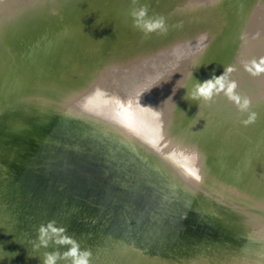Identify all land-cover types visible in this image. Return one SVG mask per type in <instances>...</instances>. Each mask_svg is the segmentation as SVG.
Instances as JSON below:
<instances>
[{"label": "bare ground", "instance_id": "bare-ground-1", "mask_svg": "<svg viewBox=\"0 0 264 264\" xmlns=\"http://www.w3.org/2000/svg\"><path fill=\"white\" fill-rule=\"evenodd\" d=\"M140 2L149 5V15L165 18L166 33L145 35L136 29L129 15L130 0H0V89H4L5 78L10 79L14 69L28 70L29 65L34 64L31 56L26 62L15 65L7 52L13 48L18 55L20 50L22 56L26 53L41 55L42 52L38 51L46 44L45 34H50L51 38L64 36L61 49L69 66L73 62L75 68L71 73L68 72L70 67L63 70L66 81L47 83V87L65 93L58 97L65 109L53 111L59 114L76 110L98 118L104 128L115 133L113 141L119 139L133 146L134 151L140 154L139 158L145 160V152L155 154L156 160L146 161L151 172L142 171L139 164L128 166L131 167L128 170L134 169L137 175L146 174L131 177L129 181L143 179L157 186L147 188L148 192L171 186L173 188L164 190L162 196H178L176 199L167 197L163 205L156 204L154 200L143 202L138 195L130 194L140 212H151L150 206L154 205L165 213L173 214L170 219L161 216L167 226L163 223L160 229L166 232L157 233L152 246L144 241L141 245L134 234L129 238L120 233L117 226L105 227L106 221L100 223L107 218L109 211L95 216L93 210H79L76 207L81 203L76 204L58 190V176H55L62 172L66 184L80 185L84 194H95L102 204L109 206L112 196L98 187L92 188L103 166L90 168L92 165L88 167L86 164L92 160L58 156L47 166L35 167L43 164L44 160L0 155V184H7L8 191L0 197V207L10 205L6 209L12 222L10 227H13L16 237H22L20 248H24L23 258L40 264V260L34 257L33 235L40 224L57 218L56 221L66 226L74 237L77 234L87 236L94 229H100L106 244L113 242L104 247L103 256L111 246L131 250L134 257L127 261L123 259L122 264H233L224 254L228 249H236L231 239L250 242L254 249L252 252L258 255L252 263L262 264L264 71H258V67L263 69L258 54L264 51V0ZM247 25L249 37L233 35L229 40L225 39L232 30L238 32ZM62 31H65L64 35H60ZM199 42L203 44L199 45ZM249 50V57L235 59L237 53ZM233 61L239 63L232 65L236 71L231 73V78L238 82L237 91L251 98V110L258 114L255 123L247 126L242 123L247 119L246 113L240 114L223 93L214 97L212 102L192 96L197 82L203 83L213 76L222 75L224 66ZM53 66V62L42 67L33 65L32 81L41 83L38 80L40 70L49 74V70L53 72ZM55 69L59 70L60 66ZM247 69L257 72V75H252ZM48 76L51 77L50 74ZM116 86L131 97L123 101L118 99ZM8 95L10 98L1 111L13 101V96ZM103 122H108V125ZM139 140L146 141L148 149L140 148ZM6 141L9 140H0V146ZM75 147L78 151L83 150L77 145ZM69 162L71 166L67 165ZM121 169L127 170L126 167ZM157 171L164 174L162 179L157 177ZM86 172L93 174V177L89 176L92 182L86 177L82 179ZM112 178L117 182L124 180L121 176ZM100 180L101 183L109 181L107 178ZM130 182L125 183L126 186ZM204 202L210 203L212 208ZM183 207L188 212L180 213ZM215 207L221 212H217ZM223 210L239 213L242 221L252 222L257 229L235 226L231 219L224 218ZM89 212L90 222H77V214ZM158 220L154 218L153 223ZM142 221L137 217L134 226L138 232L141 226L147 234L149 224ZM170 223H174L172 232L167 228L171 227ZM182 230L198 236L194 238L199 241L191 242L190 246L188 241L173 239L174 234ZM210 232L220 235L212 238L215 244L206 249L208 244L200 239ZM199 243L203 245L197 246ZM85 244L87 242L83 241ZM134 244L142 251H137ZM181 254L185 261L178 263ZM230 256L235 257L233 252ZM136 258L141 262L138 263Z\"/></svg>", "mask_w": 264, "mask_h": 264}, {"label": "water", "instance_id": "water-1", "mask_svg": "<svg viewBox=\"0 0 264 264\" xmlns=\"http://www.w3.org/2000/svg\"><path fill=\"white\" fill-rule=\"evenodd\" d=\"M64 34L65 31H62L60 35ZM233 35H237L240 37H249L250 34L248 31V25L246 28L238 32H234L232 30L231 33H228L226 35L225 39L229 40ZM45 36L46 37H44L43 39H46V44L45 46L42 45L40 51H38L42 52L41 55H36L35 53H32L33 55H31L30 53H26L25 56H22V51L20 50L19 56L15 53V51H13V48L11 49V52H7L11 59H13L12 63L15 65L19 64V62H26V60L30 59V57L32 56L34 58L33 65H39L42 67L46 64H52L53 62L54 66L53 72L49 70V74L51 77L48 76V73L46 74L44 71L40 70L38 80L41 81V83L43 84H36L34 81H32L34 80L32 69L33 65H29L30 67H28V70H24L22 68L20 69L19 67V71L14 69V73L11 72V77H9L10 79H8L7 81L12 82L10 84L11 86L8 90V93L13 96V101L11 100L12 102L0 112V140H5L6 138L9 141H6L0 146V155L11 154L16 155L18 157H27L28 159L33 160H40V158L44 160V162H42L43 164H39L35 167H39L41 165L44 167L46 163L50 162V160H53L58 156L64 158L70 156H78L88 160H92L93 162H91L90 164H86L88 167L89 165H92L90 168L98 167L99 165L103 166L102 172L100 173L97 182H93L92 188L98 187L99 189H102V191H104L106 194L112 196L111 203L109 204V206L102 204V202L99 200L100 198L96 197L95 194H84L79 188L80 185H72V182H67L66 184L65 179H63L62 172H57L55 176H58V190L60 192L63 191V195H67L68 197L72 198L73 202L75 201L77 203H81V205L79 206L80 209L86 211L93 210L92 212L95 216H102L105 211H109L110 213L107 214L108 216L106 218L105 227L117 226L118 228H120V233H125L126 237L130 238L132 237V234H134L133 236L135 237V240L138 243L142 245L143 241L149 242V246H152L151 242L155 240V236L157 235L156 228H152L154 227L152 224L153 219H160L158 221V225H160L164 223V220L162 219L164 217H161L162 215L166 217L164 219H168L173 214L165 213V211L157 209L154 205L150 206L151 212H148V210L145 213L140 212L138 211V207L134 203L136 201L132 198L130 199V194H127V192H137L139 196L138 198L141 199L143 202L154 200L156 204L163 205L166 203L165 201L167 197L172 196L174 197V199H176L178 198V196L172 194L162 196V194H164V191L158 190V192L161 193L160 196L157 192L146 191L147 188H139L140 184H132L130 182L126 186L120 184L122 182L120 180L118 182L112 180L113 176H121L124 178L123 181H128L131 177L142 176V174L146 175L145 173H139L140 175H137L136 173H134V169L128 170L129 168H131L128 166H134V164L138 165L139 159H141V163L145 162L144 164L147 163L146 161L152 162V160H156L157 156H154L155 154L150 155L148 154V152H145L147 154V158L144 160V158H139L140 154L136 153L134 151V148H130V152H127L125 149L121 148L113 142V137L115 136V133L111 132L107 128H104L101 124L102 121L98 118H95L93 116L89 117L88 115L82 114L81 112L76 110L69 111L71 113L76 114H70L68 111L56 114L53 111L57 108L65 109L63 105L60 104L58 99L61 94L65 93H62V91H56L52 87H47V83H57L58 81L62 83L63 80H65V78H63L64 75L62 73L63 70L67 69V67H70L68 72L71 73V69L75 68V63L71 62L69 66L68 59L65 56L63 50L61 49L60 45L63 42L64 36H54L51 38L50 34L48 33L45 34ZM199 43V45L203 44V42ZM217 46L218 44H216V47ZM259 47L262 48V46ZM23 52L25 53V51ZM66 55H68V53ZM246 55H248L249 57L250 50L249 52L243 51L237 53L234 57L235 59H239V57H244ZM64 56L65 60H63ZM258 58L259 63L263 65L264 69V63H261V61L264 60V51L259 52ZM230 65H239V63L233 61ZM56 66H60V69L56 70ZM46 77L50 79H46ZM8 118H12L13 121H9ZM103 123L108 125V122ZM78 128L80 130H78ZM65 144L69 146H65ZM75 145L81 148H86V150H88L87 154L85 152L78 151ZM124 146L128 147L127 144ZM131 151H133L134 153ZM121 167H126L127 170H123L121 169ZM83 175L84 176L82 179L86 177V179L88 178V180L92 182V180L89 178V176L93 177V174L91 172H86ZM101 178H107L109 181H104L101 183ZM117 183L119 184L117 185ZM112 187L116 188L117 190H114ZM135 189L139 190L136 191ZM163 189L169 191L167 186H164ZM7 192V184H0V197L3 194H7ZM120 195L122 196V198L120 197ZM204 203L208 208H212V205L210 203ZM9 206L10 205H2L0 207V264H34L33 261L29 262L23 258L24 248H20V241L22 237H16L13 231V227H10L12 222L9 218L8 211L6 210ZM216 210L217 212H221L218 209ZM223 211L224 218L226 217L229 220L231 219L235 226L241 227V225H244L243 228L247 227V229H257L255 224H252V222H249L251 224H248L242 221V216L239 213L225 212V210ZM137 217L143 220L142 223L149 224L147 234L143 232L141 226L138 227L139 232L137 231V228H135L134 220ZM55 219L57 220V218ZM171 221L172 220H170V222ZM171 223L170 232H172V227L174 226V223ZM260 229L264 230V227H261ZM131 230H135L136 232ZM100 231V229H94L93 231L89 232L87 236H82L81 234L75 235V238L79 241L81 248L89 249L91 251L92 257L90 264H122L124 260L127 261L134 257L135 254L131 250H125L118 246H111L112 248L108 249L110 251L105 252V255L103 256L104 247L107 244L102 238ZM218 235H220L218 232H210L209 235L203 236L200 240H203L204 243L208 244L205 248L209 249L210 246H213V244H215V242L212 241V238L217 237ZM33 236L35 238L36 233H34ZM194 237L198 236H193L192 234H188V232L182 230L178 232V234H174L173 239L179 242L188 241L190 242L188 244L191 246V242L199 241L196 240V238ZM231 240L232 244L235 245L236 249L233 250L231 248L226 250L224 252V254L226 255L225 258H229L228 260L231 261L233 264H253L252 261L257 260L256 257H258V255L252 252V250L254 249L253 246L250 245V242L245 241L243 239ZM83 241H85V243L87 242V244L83 245ZM232 244H230L229 246L232 247ZM201 245L203 244L199 243L197 246ZM162 248L164 249V247ZM255 248L259 249L257 246ZM47 250L50 251V249ZM44 251L45 249L43 248L38 251L35 250V259H39V257L42 256ZM154 251L157 252L156 250ZM231 252L234 253L235 257L230 256ZM181 256L183 255L181 254ZM179 258V261H177L178 263H182L183 261H185L181 259L182 257ZM238 259L241 260V262H239ZM136 260H138V263L141 262L140 259L136 258ZM167 261L170 262V260Z\"/></svg>", "mask_w": 264, "mask_h": 264}, {"label": "clouds", "instance_id": "clouds-1", "mask_svg": "<svg viewBox=\"0 0 264 264\" xmlns=\"http://www.w3.org/2000/svg\"><path fill=\"white\" fill-rule=\"evenodd\" d=\"M129 15L132 18L133 26L145 35L154 32H167L165 18L159 15H149L147 3H141L140 0H130ZM205 38L202 37L201 39ZM261 63H264V60ZM247 70L251 72V69ZM234 71H236L234 66H224L222 75L213 76L203 83L197 82L192 96L204 102H212L214 97L223 93L236 106L238 112L247 114V119L242 121L247 126L255 123L258 114L251 110V98L237 91L238 82L231 78V73ZM258 71H264V69L258 67ZM251 74L257 75V72H251ZM33 248L37 251L41 248L45 249L42 256L39 257L40 264H90L92 257L91 251L81 248L79 241L69 234L67 227L59 224L56 220H49L37 227ZM50 248L52 250L48 251L47 249Z\"/></svg>", "mask_w": 264, "mask_h": 264}, {"label": "rangeland", "instance_id": "rangeland-1", "mask_svg": "<svg viewBox=\"0 0 264 264\" xmlns=\"http://www.w3.org/2000/svg\"><path fill=\"white\" fill-rule=\"evenodd\" d=\"M8 80V78H5V81H6V83L3 85V88L4 89H0V111H1V109L5 106V104H6V101H7V99H8V97L10 98V95H8V92H7V90H9V87L11 86L10 84L12 83H9V81H7ZM115 88V91L117 92V98L118 99H120V100H126V99H129L131 96H129L128 95V97L126 96L127 94H125V93H122V91L121 90H119V88L116 86V87H114ZM126 96V97H125ZM138 141V140H137ZM115 144H117L118 146H122L123 148L125 147L124 145H126L125 144V142H123V141H121V140H119V139H117V141L116 140H114L113 141ZM122 143H124V144H122ZM139 145L141 146L140 148H144V149H148V147H149V145H147V143H146V141H140L139 140ZM121 144V145H120ZM127 148H126V151L127 152H130L129 150H130V148L132 149V147L133 146H130V145H128L127 144ZM81 152H85L86 154H87V152H88V150H86V148H83V150L81 151ZM131 152H133V151H131ZM82 158V157H81ZM94 158V157H93ZM97 159H99V158H97ZM53 160H55V159H53ZM52 160V161H53ZM142 161L140 160V161H138V163H139V165H141V167H142V171H146V172H151V170L149 169V168H147V166H146V164H144V163H141ZM47 164L49 165V164H51V163H46L44 166H47ZM68 166H71V163L69 162L68 164H67ZM48 168V167H47ZM145 168V169H144ZM148 170V171H147ZM158 172V171H157ZM161 174V175H160ZM157 177H159L160 179H162L163 177H164V174L163 173H157ZM122 181V180H121ZM128 182H130L129 180L128 181H122L121 183H123V185H126L125 183H128ZM132 184L133 183H137V184H140V187L139 188H141V189H144V188H149V187H154V188H156L157 186H155V185H151V184H149V183H146L145 181H143V179H136V180H134V181H132L131 182ZM119 183H117V185H118ZM167 184H170V183H167ZM117 185H115V186H117ZM166 186V185H165ZM113 189H115V190H117L116 188H114V187H112ZM162 188L163 187H160L158 190H162ZM167 188H168V186H167ZM169 188H172L171 186L169 187ZM168 188V189H169ZM122 190V189H121ZM136 191H138L139 189H135ZM158 190L156 189V191L155 192H158ZM146 191H148V189H146ZM162 191H164V189L162 190ZM165 191H167V190H165ZM165 191H164V193H165ZM127 194H135V195H138L137 194V192H134V191H130V192H127ZM161 194V193H160ZM166 194H168L167 192H166ZM120 197H121V195H120ZM76 204H78L77 202H76ZM76 208H78L79 210H80V207L79 206H77ZM184 212H188L186 209H185V207H183L182 208V211L180 212V213H183L184 214ZM77 216V222L79 223H81V222H83V223H85L86 221H88V222H90L91 221V214H90V212L89 213H87V214H84V213H80L79 214V216H78V214L76 215ZM106 216H108V215H106ZM174 218H176V217H174ZM106 221V218H104V219H102L101 220V224H103L104 222ZM159 221V220H158ZM158 221H156L155 223H153L154 225V227H152V228H156V232L159 234V235H161V233H165L163 230H161L160 229V225H158ZM164 225H165V227L167 226V222L166 223H164ZM168 229H170V227H167ZM175 231H177V230H175ZM156 239V238H155ZM110 244L109 245H105V246H110L113 242H109ZM107 244H108V242H107ZM134 248L135 249H137V251L138 250H140V251H142L141 250V248H140V246H138V245H136V244H134ZM180 257H182V256H180Z\"/></svg>", "mask_w": 264, "mask_h": 264}, {"label": "snow or ice", "instance_id": "snow-or-ice-1", "mask_svg": "<svg viewBox=\"0 0 264 264\" xmlns=\"http://www.w3.org/2000/svg\"><path fill=\"white\" fill-rule=\"evenodd\" d=\"M262 264H264V262H262Z\"/></svg>", "mask_w": 264, "mask_h": 264}]
</instances>
